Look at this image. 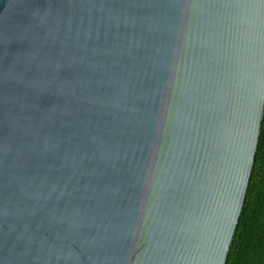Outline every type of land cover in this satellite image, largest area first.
Instances as JSON below:
<instances>
[{"label": "water", "instance_id": "95a60500", "mask_svg": "<svg viewBox=\"0 0 264 264\" xmlns=\"http://www.w3.org/2000/svg\"><path fill=\"white\" fill-rule=\"evenodd\" d=\"M264 112V0H0V264H224Z\"/></svg>", "mask_w": 264, "mask_h": 264}, {"label": "trees", "instance_id": "16d2710c", "mask_svg": "<svg viewBox=\"0 0 264 264\" xmlns=\"http://www.w3.org/2000/svg\"><path fill=\"white\" fill-rule=\"evenodd\" d=\"M224 264H264V112L246 195Z\"/></svg>", "mask_w": 264, "mask_h": 264}]
</instances>
